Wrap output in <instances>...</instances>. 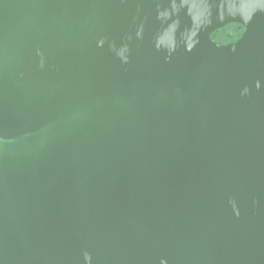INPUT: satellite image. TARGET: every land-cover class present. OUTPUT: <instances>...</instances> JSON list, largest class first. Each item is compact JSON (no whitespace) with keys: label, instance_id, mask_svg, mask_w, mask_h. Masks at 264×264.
<instances>
[{"label":"water","instance_id":"1","mask_svg":"<svg viewBox=\"0 0 264 264\" xmlns=\"http://www.w3.org/2000/svg\"><path fill=\"white\" fill-rule=\"evenodd\" d=\"M0 264H264V0H0Z\"/></svg>","mask_w":264,"mask_h":264},{"label":"rangeland","instance_id":"2","mask_svg":"<svg viewBox=\"0 0 264 264\" xmlns=\"http://www.w3.org/2000/svg\"><path fill=\"white\" fill-rule=\"evenodd\" d=\"M244 30L237 26L229 25L213 34V39L218 45H226L238 40L243 34ZM240 36V37H238Z\"/></svg>","mask_w":264,"mask_h":264},{"label":"trees","instance_id":"3","mask_svg":"<svg viewBox=\"0 0 264 264\" xmlns=\"http://www.w3.org/2000/svg\"><path fill=\"white\" fill-rule=\"evenodd\" d=\"M234 26H237L239 29L244 30V28L241 27L240 25H236V24H234ZM238 37H240V36H238ZM212 39H213V35H212Z\"/></svg>","mask_w":264,"mask_h":264}]
</instances>
